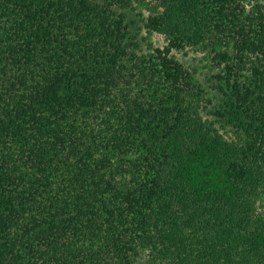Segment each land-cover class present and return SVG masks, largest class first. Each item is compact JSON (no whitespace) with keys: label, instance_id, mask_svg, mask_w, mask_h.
Returning a JSON list of instances; mask_svg holds the SVG:
<instances>
[{"label":"trees","instance_id":"16d2710c","mask_svg":"<svg viewBox=\"0 0 264 264\" xmlns=\"http://www.w3.org/2000/svg\"><path fill=\"white\" fill-rule=\"evenodd\" d=\"M0 264H264V0H0Z\"/></svg>","mask_w":264,"mask_h":264},{"label":"rangeland","instance_id":"374dc122","mask_svg":"<svg viewBox=\"0 0 264 264\" xmlns=\"http://www.w3.org/2000/svg\"><path fill=\"white\" fill-rule=\"evenodd\" d=\"M132 18H134V15H132ZM137 19V24H134V28L137 29L138 25H142V22L139 20V18ZM142 35H146V31L142 30L139 38H142ZM152 41L156 44V45H164L165 44V39L161 34H153L151 37ZM145 46V43H143V47ZM179 56L181 57V59L187 64V65H191V66H197L199 68V74H200V78L205 82L207 80V77H210L213 74L212 69H210V67L208 66V61L203 59V53L202 52H193L190 51L188 53V55H185L184 52H180Z\"/></svg>","mask_w":264,"mask_h":264}]
</instances>
